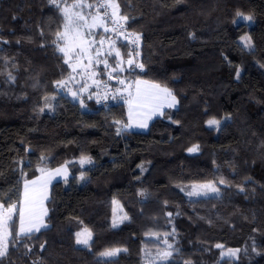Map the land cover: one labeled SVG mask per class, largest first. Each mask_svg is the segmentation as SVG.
<instances>
[{
    "label": "trees",
    "instance_id": "obj_1",
    "mask_svg": "<svg viewBox=\"0 0 264 264\" xmlns=\"http://www.w3.org/2000/svg\"><path fill=\"white\" fill-rule=\"evenodd\" d=\"M118 3L142 42L144 70L127 75L179 99L146 131L123 128L125 101L103 108L93 99L84 109L57 93L70 67L57 50L65 21L55 4L0 0V192L22 198L23 182L40 168L66 163L73 175L51 185L48 227L11 241L2 264H142L155 248L150 234L172 228L178 251L169 264H264V0ZM237 12L252 21L235 25ZM245 35L253 50L242 46ZM84 156L87 168L76 161ZM221 179L219 195L191 198L178 187ZM114 201L128 216L117 226ZM84 228L87 247L76 243ZM217 243L241 252L221 258ZM113 248L127 251L99 256Z\"/></svg>",
    "mask_w": 264,
    "mask_h": 264
},
{
    "label": "snow or ice",
    "instance_id": "obj_2",
    "mask_svg": "<svg viewBox=\"0 0 264 264\" xmlns=\"http://www.w3.org/2000/svg\"><path fill=\"white\" fill-rule=\"evenodd\" d=\"M51 3L55 4L57 8L63 13L64 24L63 32L58 31L56 33L57 41H64V46L57 43V50L63 53L65 59L64 63L68 64L72 72L69 74V79H74L72 73H78L81 76L87 75L92 78L96 75L93 69L94 65H99L103 63L104 68L109 76V79L113 78V73H119L125 71L123 65L126 63L129 70L134 68H139L141 71L144 70V64L137 61V57L140 56L138 48L140 46L141 35L138 33L129 32L126 28L127 22L129 20L128 15H122L120 4L118 0H96L95 3H89L88 0H74L71 5L66 4L65 7L61 8L57 0H50ZM84 9H95L93 12H85ZM236 19L233 23L240 26L244 22L252 21L251 16H245L240 12H237ZM111 23V27H109ZM94 29H102L104 33H113L117 39H113L111 36L102 37L97 41L94 37L96 33ZM89 37L91 39H88ZM122 38L124 43L117 46L118 39ZM241 41L243 42V47L253 50V43L250 36H242ZM56 43V41H54ZM108 43L109 48L106 52L103 51V45ZM99 44V47L96 45ZM129 45L132 47L126 53H122L121 47L128 48ZM78 49V50H77ZM94 49L95 54L92 55L91 51ZM115 59V64H110L108 59H99L101 55L113 56ZM125 56L127 59H125ZM75 58V63L71 61ZM87 59V63H83L84 59ZM79 70V72H78ZM9 79L14 80L15 77L8 74ZM239 70H237L236 76L239 78ZM120 84H125L127 91V97L125 98V103L129 106V123L123 126L124 129L133 126V121L136 117L143 116L144 119L136 120V126L146 128L147 121L152 118L153 115L157 113L163 114L162 109L164 107L173 108L178 103L175 95L167 87L162 86L159 83H152L149 81H144L136 79L131 82L119 79ZM94 83H99V81H93ZM58 87H64L66 81H57ZM86 90V85L81 89ZM119 91V89L117 90ZM75 98L77 93H71ZM48 97H45L46 106L51 107L47 104ZM54 99V97H53ZM91 99V96H89ZM81 104L83 101L81 100ZM43 111V108L40 109ZM117 123H120L117 121ZM218 120H209V125H219ZM123 129H117V134H119ZM196 149H189V151H195ZM44 159L43 157L41 158ZM81 164L85 162H91L89 158L82 157ZM41 172V176L37 177L33 181H25L24 190L22 198L18 200H13L12 196L0 192V264L2 260L7 256L9 251V243L11 241H19L22 236H27L29 239L34 233L41 232L42 229L48 227L44 220V217L48 215V209L44 207V201L48 199L45 188L50 182L51 175L46 173L44 168L38 169ZM61 169H56L55 174L59 175ZM48 175V179H45V175ZM84 174H81L80 179L83 180ZM221 184L225 183L223 179L219 181ZM202 188L207 189L213 193H219V188L215 186L214 183L209 182L206 185H202ZM243 191V188H241ZM144 195L143 192L140 193ZM207 192H205V195ZM192 195V193H189ZM115 203V202H114ZM171 216V213L168 214ZM127 218V217H125ZM115 226V225H114ZM175 230H173L174 232ZM86 233V238L81 239L82 233H76V243L78 245L89 246V241L91 240L92 233L88 229H84ZM171 233H165L164 236L167 237ZM164 248H158L155 254L151 252H146V259L151 261V264H169V261L173 257V252L178 251L174 249L173 245L168 242L167 239L163 240ZM41 249L44 248L42 244ZM217 248H223V245L217 244ZM31 251V249H29ZM127 251V249L113 248L107 249L101 253L99 256L102 258H112L117 256L120 252ZM239 249H228L227 253L222 252L221 256H236ZM184 264H192V261L186 260Z\"/></svg>",
    "mask_w": 264,
    "mask_h": 264
},
{
    "label": "rangeland",
    "instance_id": "obj_3",
    "mask_svg": "<svg viewBox=\"0 0 264 264\" xmlns=\"http://www.w3.org/2000/svg\"><path fill=\"white\" fill-rule=\"evenodd\" d=\"M88 2L89 3H95L96 0H88ZM57 3L60 4L61 8L65 7L64 0H57ZM73 3H74V1H72V2H66L67 5H71ZM84 11L86 13L87 12H93V13H95V9H84ZM111 26L112 25L109 24V27H111ZM63 31H64V29H63ZM93 31L96 33V35H95L94 38L97 41H99L102 37H108V36H111L113 39H117V37L115 36V34H113V33H104L102 29H94ZM86 38L91 39L89 37H86ZM119 43H124V41H123L122 38H119L118 39V43H117V46L118 47H120ZM58 44H60L61 46H64V41H58ZM96 46L99 47V44H97ZM141 46H142V43L140 41V46L138 48V51L140 52V56L137 57V61L138 62H140V59H141ZM131 47L132 46L129 45V47H128V49L126 51H123L122 50V47H121L122 53H126L128 50H130ZM108 48H109L108 43H105L103 45V51L106 52L108 50ZM91 54L92 55L95 54L94 49L91 51ZM105 58L108 59V61H109L110 64H113L114 65L115 62H116L115 59H114V54L111 57L105 56V55H101L99 57V59H101V60H103ZM125 59H127L126 56H125ZM71 63H75V58L71 61ZM83 63H85V64L87 63V59L86 58L83 60ZM123 67L125 68V71L119 72V73H113L112 74L113 77H114V79L113 78L112 79H109V76L107 75V72H106V70L104 68V65H103V63H101L98 66L97 65H94L93 66V69L92 70H94L96 72V75L94 77L89 78L87 75H84V77H86V78L84 79V82L83 83H82V79L83 78L78 73H72V76L74 77V79H69V76H67V77H64L62 79H59L57 81H66V85L64 87H62V88L59 87L61 90H63L62 93H65V94L69 95L74 100H77V101H80V102L82 100L83 101L82 108H84V109H87L88 108V101L95 99V97L98 96V95H100V94L108 95L109 92H111L113 94L119 93V96H124V98H123L122 101H125V98L128 95L127 94V91L124 90L126 88V85L125 84H120L118 82V79H116V77L118 76L119 79L126 80L127 82L134 81V80L138 79L139 77H137V76H133V77L128 76L127 75L128 70H129L128 69V65L125 63L123 65ZM134 69H139V68H134ZM71 72H72V70L70 68V73ZM78 72H79V70H78ZM144 79H146V78H144ZM94 80L95 81H99V83H94L93 82ZM146 80H149V79H146ZM149 81H152V80H149ZM113 83H116V84H113ZM152 83H154V81H152ZM85 85H86V90H83L82 91L81 89L84 88ZM56 89H57V93H61L58 90L57 84H56ZM118 89H119V91H117ZM73 92L77 93V96L75 98L71 94ZM89 96H91V99H89ZM53 97H54V99H53ZM55 97H56V95H52V96L48 97L49 99L47 101V104H50L51 107L46 106V101H45L44 110L49 111V112H53V110L55 108ZM136 120H140V118L139 117H136L134 119V121L132 122L133 123V126L131 128H134V129L135 128H140V127L136 126V123H135ZM149 120H151V119H149ZM149 120H148V122H149ZM211 126L218 127L217 125H211ZM84 157H86V156H84ZM91 165H92L91 162H85V163H83V168H87V167H89ZM47 169H51V168H45V170H47ZM49 174H52V173H49ZM48 178H49L48 175H45V179H48ZM209 182H212V181H209ZM209 182L181 184V185H178V187L180 189L184 190L187 193V195L189 197H191V198H195V197L196 198L197 197H207V196H210V195H219V194H222V192H223L222 185L223 184H221L220 182H218V183L217 182H212V183L215 184V186L217 188H219V193H213V192H210L207 189L201 187L202 185H206ZM50 190H51V186H50ZM45 191H46V194L47 193H48V195L50 194L49 189H45ZM205 192H207L206 195H205ZM189 193H192V195H189ZM114 202L115 203H114V209H113L112 222H113L114 225L117 226V225H120L123 221H125L127 219L125 217H128V216H127V213L125 212L122 204H120L118 201H114ZM84 229L80 231V233H82L81 239L86 238V233L84 232ZM173 230H174V228H172L170 231L164 232V233H157V232L151 233L150 234V237L153 238V239H155L154 240V246H155V248H153L151 250H147V251H145V253L146 252H151V253L155 254V252H156V250L158 248H164L165 247V245L163 244V240L164 239H167L168 242L171 243L173 245L174 249H175L177 239L175 238V233L173 232ZM165 233H171V235H168L167 237H165L164 236ZM217 244H221V243H217ZM221 245H223V244H221ZM82 246H84V245H82ZM218 249H220L219 254H221L222 252L227 253V250L228 249H231V248H225L224 245H223V248L222 249L221 248H218ZM233 250H235V249H233ZM242 250H243V248H242ZM240 252H241V249H239V252L236 254V256H232V257L236 258L240 254ZM145 253L143 255L142 264H151V261L148 260V259H146ZM223 257H229V256L225 255ZM223 257L221 256V258H223Z\"/></svg>",
    "mask_w": 264,
    "mask_h": 264
},
{
    "label": "crops",
    "instance_id": "obj_4",
    "mask_svg": "<svg viewBox=\"0 0 264 264\" xmlns=\"http://www.w3.org/2000/svg\"><path fill=\"white\" fill-rule=\"evenodd\" d=\"M138 79H140V80H144V81H149V80H146V79H144V78H138ZM149 82H152V81H149ZM154 83H156V82H154ZM163 86V85H162ZM164 87H166V86H164ZM168 88V87H167ZM169 89V88H168ZM171 90V89H170ZM172 91V90H171ZM172 93H173V91H172ZM173 95H175L174 93H173ZM175 97H176V99H177V101H178V103L176 104V106L175 107H173L172 109H176L178 106H179V99H178V97L175 95ZM166 109H169L168 107H164L163 109H162V112L164 113L165 112V110ZM128 113H129V106H128ZM163 115V114H162ZM161 114H159V113H157L156 115H153L152 116V118H151V120H149V122L147 121V127L146 128H142V127H140V128H131V127H129V128H127V130H135V131H146V130H148V128H149V126H150V124H151V122L155 119V118H157V117H160V116H162ZM139 118H140V120L143 118L144 119V117L143 116H139ZM127 123H129V115H128V122ZM82 167H83V164H81V158L80 159H78V160H76ZM92 163V162H91ZM56 169H61V173L59 174V175H56L55 174V170ZM46 173H52V175H51V179H50V182L46 185V188L45 189H49V191H50V186L52 185V183L53 182H55V181H57V180H67V179H69L70 177H72L73 175H72V172H71V170H70V168H69V166L65 163V164H62V165H60V166H57V167H55V168H51V169H47L46 170ZM47 175V174H46ZM41 176V172L37 175V176H35V177H33V178H31V179H27V180H25V181H33V180H36L37 179V177H40ZM25 181L23 182V186H22V194H23V190H24V184H25ZM50 195V194H49ZM48 195V193H47V196H48V199L50 198V196ZM48 199L47 200H45L44 201V207L45 208H47L48 209V206H47V201H48ZM48 214H49V210H48ZM48 216V215H47ZM47 216L46 217H44V220H45V222L47 223V225H48V222H47Z\"/></svg>",
    "mask_w": 264,
    "mask_h": 264
},
{
    "label": "built area",
    "instance_id": "obj_5",
    "mask_svg": "<svg viewBox=\"0 0 264 264\" xmlns=\"http://www.w3.org/2000/svg\"><path fill=\"white\" fill-rule=\"evenodd\" d=\"M110 25H111V23H109ZM126 28H127V26H126ZM127 30L129 31V32H132V31H130L128 28H127ZM133 33V32H132ZM142 43V42H141ZM82 83L84 82V79L86 78V77H84V76H82ZM58 87V86H57ZM58 90H59V92H63V90H61L59 87H58ZM123 98H124V96H119V93H115V94H113V93H111V92H109L108 93V95H104V94H100V95H98V96H96L95 97V102H96V105L98 106V107H103V108H107L108 106H110V105H113V104H116V103H118V102H120V101H122L123 100Z\"/></svg>",
    "mask_w": 264,
    "mask_h": 264
}]
</instances>
